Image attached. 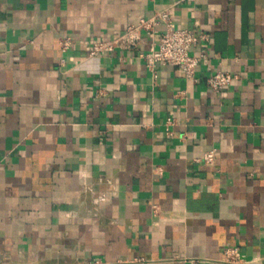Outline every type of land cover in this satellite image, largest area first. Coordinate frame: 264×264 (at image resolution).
<instances>
[{"label":"crops","instance_id":"1","mask_svg":"<svg viewBox=\"0 0 264 264\" xmlns=\"http://www.w3.org/2000/svg\"><path fill=\"white\" fill-rule=\"evenodd\" d=\"M164 10L211 34L196 80L138 56L163 23L89 54ZM216 70L236 75L220 94ZM228 246L264 264V0H0V264H229Z\"/></svg>","mask_w":264,"mask_h":264},{"label":"built area","instance_id":"2","mask_svg":"<svg viewBox=\"0 0 264 264\" xmlns=\"http://www.w3.org/2000/svg\"><path fill=\"white\" fill-rule=\"evenodd\" d=\"M162 23L165 24V29L159 35L157 47H152L148 51L139 50L138 56L146 62L154 78L157 76L156 67L158 64H169L175 67L176 72L180 76L196 80L199 58L192 55L191 50L201 42H209L211 34L198 28H177L166 10L158 12L150 18H141L138 24L127 27L125 32L118 38L100 39L90 43L89 54L97 55L104 51H111L118 47L122 41H126L130 48L137 50L141 32L144 31L150 38H154L156 36V28ZM69 43V40L65 39L61 42V46L66 49ZM235 78V74L216 70L206 76V83L216 94H220L232 84ZM173 124V119L168 118L167 131L169 134H171L170 127ZM215 158L216 150L214 149L209 150L203 156V160L209 164H213ZM222 261L229 264H251L253 262V260L245 258L236 246L225 248Z\"/></svg>","mask_w":264,"mask_h":264}]
</instances>
